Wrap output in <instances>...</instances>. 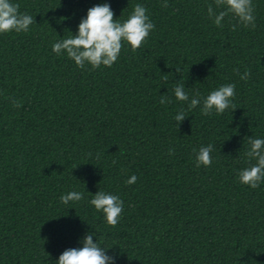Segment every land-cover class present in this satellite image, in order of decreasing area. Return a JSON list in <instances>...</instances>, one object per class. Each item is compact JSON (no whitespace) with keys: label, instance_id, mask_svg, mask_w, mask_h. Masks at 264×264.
Instances as JSON below:
<instances>
[{"label":"trees","instance_id":"16d2710c","mask_svg":"<svg viewBox=\"0 0 264 264\" xmlns=\"http://www.w3.org/2000/svg\"><path fill=\"white\" fill-rule=\"evenodd\" d=\"M12 2L35 23L0 34V264H56L89 232L115 264H264V183L238 180L249 138H264V0H253L254 29L231 14L217 27L214 0ZM102 3L120 20L147 8L155 28L142 46L125 43L97 69L54 53ZM178 83L201 100L233 83L237 109L189 110ZM208 144L213 163L197 167L193 149ZM99 190L124 202L115 227L89 203ZM71 191L84 198L61 203Z\"/></svg>","mask_w":264,"mask_h":264},{"label":"clouds","instance_id":"9594fccd","mask_svg":"<svg viewBox=\"0 0 264 264\" xmlns=\"http://www.w3.org/2000/svg\"><path fill=\"white\" fill-rule=\"evenodd\" d=\"M162 7H168L167 0H164ZM19 9L20 5L13 3L12 0H0V34L29 31L30 26L35 23V17L27 12L21 13ZM254 13L253 0H214V5L207 6L208 17L217 27H223L222 21L231 14L237 19L239 25L254 29L256 27ZM154 28L155 24L143 4H135L126 20L114 19V12L109 3L97 4L87 10L86 17L82 18L78 24L76 34L58 40L52 45V50L57 55L66 53L67 57L81 69H84L86 65H90L92 69L101 66L112 67L118 60L125 43L133 51L137 50ZM236 29L237 25L233 24L232 30ZM233 71L240 75L242 80L247 81L251 77L250 70H246L243 74H240L238 68ZM235 88L236 85L233 83L221 85L201 100L199 92L190 97L185 91V84L178 83L174 89V95L178 101L185 102L189 110L201 106L203 115H209L213 110L217 114H222L227 109L233 111L237 109L233 104ZM10 99L14 108L23 106L15 98ZM171 102L167 95L160 96V104ZM186 117H188L186 111L181 108L174 117L178 127ZM249 145L246 152L249 167L238 173V180L241 184L256 189L264 183V138H249ZM174 151L170 148L168 154L172 155ZM193 151L196 154L197 167L212 165L211 154L214 151L212 144L201 146ZM252 161L255 163L253 164ZM136 181L137 176L132 175L127 180V184L131 185ZM83 198L82 192L71 191L62 195L60 201L67 205L70 201L78 202ZM89 203L104 214L108 225L115 227L119 223L124 208V202L119 196L99 190L92 195ZM93 236L92 232H89L82 240V247L64 250L56 264H115V257L107 254L110 248L103 247L97 241L94 242Z\"/></svg>","mask_w":264,"mask_h":264}]
</instances>
